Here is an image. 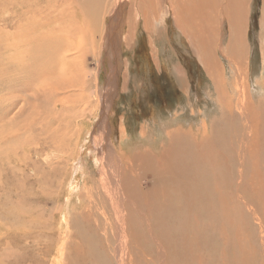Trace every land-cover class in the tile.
<instances>
[{
  "label": "rangeland",
  "instance_id": "rangeland-1",
  "mask_svg": "<svg viewBox=\"0 0 264 264\" xmlns=\"http://www.w3.org/2000/svg\"><path fill=\"white\" fill-rule=\"evenodd\" d=\"M246 1L248 3L246 2L244 40L242 39L245 45L243 72L237 71L239 73L237 74L233 58L229 61L225 58L229 57L227 49L229 27L226 23L223 2H220L216 8L218 19L215 17L217 22L212 26V40L215 41L216 47L212 42L210 43V56L214 62L220 64L218 66L227 83L226 90H230L228 85L233 82L234 74L237 83H244L246 91L241 89L243 90L241 94H245L246 104L244 102L243 105H246V112L249 111L248 116L243 115V111L241 112L238 108L231 110V114L223 108L227 104L223 98L216 96L220 93L218 83L212 81L204 69L202 63L204 52L197 49L196 41L194 43L189 41L177 28L173 15L170 13L172 10L167 6L163 19L157 20L159 24L157 25L154 21L153 31L155 32L152 31L150 36L144 28L145 21L139 18L132 45L129 42V45L124 44L121 40L122 47L118 59L109 60V62L105 55H102L98 64L88 62L87 68L97 73L95 87L99 90L97 100L100 104L94 116L91 117L88 113L89 115L83 118V115L78 113L77 116L82 118L74 119L73 115L64 113L59 117H54V119L58 118V123L45 126L37 121L39 116L31 114L29 108L15 125H9L10 117L6 118V109L13 107L12 104H15L18 109V105L22 102L20 92L23 88L25 89V83L30 77L15 72V84L10 83L13 78H10L5 69L7 39L10 35L18 33V24L23 21L19 7L24 0H0V264H100L97 262L98 255L94 259L90 258L93 255L92 249L95 244L99 255L102 258L108 256L109 264H115L117 235L112 231L109 239L113 243L109 242V248L106 249L107 245L104 246L101 233L96 229L94 231L92 225L94 223L88 221L87 215L81 216L80 214L83 206L87 208L92 204L90 193L94 188L93 184L97 178L99 166L97 160L95 161L97 155L94 154L95 142L93 141L99 138L100 127L104 130V126L101 125L109 127L108 143L112 150L116 151V155L120 159L126 157L133 160L137 153L145 150H150L155 157L162 155L170 146V138L173 135L181 139L189 133L192 136L189 141L193 142L192 146L194 142L202 141L203 143L206 138L215 133L218 134L219 132L216 131H219L217 130L219 126H224V122L228 123L229 127L225 125L226 136L222 143L225 145L227 143L228 152L230 146L233 150L230 155L234 159L229 158L235 164L234 175L240 170H243L244 175H249L239 176V172L238 175H233L232 183L228 186L230 189L224 192L232 193L233 198L243 197L247 203L251 198L254 201V213L250 211L251 206L249 208L247 207L249 205L245 207L238 204L241 202L237 203V198L232 202V204L236 203L233 204L236 224L230 223L228 227L230 230L233 226L231 230L234 249L231 250V264H247L249 258L246 256V260L243 259V254H246L243 252L245 250L248 255L251 251L250 256H256L259 259L258 262L251 260L248 264H264V170L262 169L264 168V0ZM211 14L215 15L213 12ZM123 29L122 38L127 33L126 27ZM28 59L25 58V60ZM10 65H8V70H10ZM112 67L118 70L117 80L113 82L109 91L103 94L104 104L102 106L101 92H105L104 84ZM70 91L76 93L78 89ZM239 91L238 88L235 94L230 91L229 94L233 95V100L236 98L234 101L241 108L239 103L243 99L238 98ZM68 94L70 93L56 91L55 98L53 95L52 98L57 99V103H61L60 99L69 101L67 100ZM31 109L38 115L48 116L49 106L48 110H43L34 107L33 103ZM57 111L60 112V108ZM255 113L257 114L255 118L259 119H256L257 126L249 125L251 123L249 118L253 119ZM66 121H71V123L66 124ZM122 125L124 126L123 132L120 131ZM25 128H28V132H25ZM179 128L184 135L180 133ZM141 129L144 131L141 132ZM226 129H229V132ZM76 130H79L77 134ZM201 130L204 132V137L198 134L202 132ZM215 141L216 139L213 141L214 145L210 143L213 150L207 151L209 156L224 157L227 161L228 152L226 149L218 150L219 139ZM56 146H69V152L58 153ZM27 147L30 156L24 157V150ZM183 150L176 149L175 155L182 156L180 152L183 153ZM216 151H218L217 154H215ZM69 155L74 158H70ZM79 158L83 162V168L80 169L82 171L77 170L73 174L71 168L76 167ZM213 158L211 169L215 171L217 163L219 167L222 166L219 158H216V164ZM60 161L63 162L57 167ZM187 167L189 172L194 170L193 163L188 164ZM84 173L85 177L81 175ZM208 175L201 183L210 179ZM123 177L127 178V175L124 174ZM245 178L250 179L251 183L259 188L251 189L245 184ZM261 181L263 182L260 184ZM235 184H241V187ZM85 187H90L91 191L86 193L85 191L88 190ZM96 190L94 192L99 193L98 189ZM95 193L93 202L96 200ZM207 201L209 213L216 216L217 206H219L216 197L212 200L207 199ZM222 201L221 207L223 208L226 201ZM244 210L250 211L246 217L243 215L248 212ZM243 217H245L246 224L242 220ZM96 220V225L105 227L101 216H98ZM156 226L157 224L154 226L157 229ZM88 229L94 238L90 237ZM196 231L197 229L193 233ZM97 239L101 241L100 244L97 243ZM169 240L166 235V242ZM145 243L140 242L139 244ZM152 243L146 248L150 249ZM165 246L166 256L168 255L169 260H172L174 256L172 250L167 243ZM201 249L195 247L196 252ZM255 249L257 254L252 252ZM216 252L214 254L203 253L195 262L207 264L205 260L207 259L213 264H216V260L217 264H221L224 258L215 257V260ZM131 253L134 255V264H144V258H147L150 264H160L153 254L138 257L134 248H131ZM192 255L190 254L191 257Z\"/></svg>",
  "mask_w": 264,
  "mask_h": 264
},
{
  "label": "bare ground",
  "instance_id": "bare-ground-1",
  "mask_svg": "<svg viewBox=\"0 0 264 264\" xmlns=\"http://www.w3.org/2000/svg\"><path fill=\"white\" fill-rule=\"evenodd\" d=\"M218 2L219 0H24L19 7L23 21L18 24V33L10 35L7 39L5 69L8 71L7 74L10 75V78H13L10 83L13 82L15 84V72L27 75L30 78L26 81V86L23 84L25 89L23 88L20 92L22 94L20 97L22 102L20 104L22 105L20 106L19 104L17 109V106L12 104L13 107L6 109V118L10 117L9 125L17 124V121L28 110L27 108H29L31 114L39 116L37 121L45 126L58 123V118L54 119V117H59L64 113L73 115L74 119L82 118L77 116L78 113L82 114L83 118L88 113L91 117L94 116L98 109V104H100L99 100H97L99 90L95 87L97 73L87 68L88 62L98 64L102 55H105L108 61L118 59L119 51L122 47L120 45L121 40H123L124 44L129 42L132 45L133 34L137 29L139 18L141 17L145 21L144 28L150 36L155 25L154 21L159 24L157 20L163 19L167 6L172 10L170 13L173 15L177 28L189 41L193 43L196 41L197 49H201L204 52L202 58L204 69L211 80L218 83L220 93L216 94V96L223 98L227 104L223 108L229 111L230 114L234 108H238L241 112L243 111V115L248 116L249 111L246 112V105H243L244 102L246 104V100H244L245 94H241L245 90L244 83H237L234 74L233 82L228 85L230 90H226L227 83L222 75V70L218 66L219 63L214 62L210 56V43L212 42L213 46L216 47L215 41L212 40V26L217 22L215 19V17L217 18L216 8L220 2H223L226 23L229 27L227 45L229 57L225 58L228 61L233 58L236 72H243L245 45L242 39L247 1L221 0ZM127 8L128 12H126ZM211 12L215 13V15H212ZM123 27H126L127 33L122 38ZM225 52H227L226 49ZM222 53L224 54V50H222ZM25 58L29 59L25 60ZM9 64H11L10 70H8ZM117 72L118 70L112 67L110 74L107 75V80L104 84L105 92H101L102 106L104 104L102 101L103 94L109 91L113 82L117 80ZM238 72L237 74H239ZM75 88L78 89V92L70 91ZM238 88L240 89L237 93V95L240 94L238 98L243 99L241 102L239 100L240 103L238 102L242 109L234 101L236 98L233 100V95L229 94V91L235 94ZM56 91L70 93L67 95V100L69 101L60 99L61 103H57L58 100L52 98ZM33 103L34 107L42 108L43 110H48L49 106L48 116L45 117L43 114L38 115L33 112L31 109V104ZM58 108H60V112L57 111ZM255 117H257L256 113L253 114V119L249 118L251 121L249 125L257 126L256 119L258 118ZM69 123L71 121H66V124ZM225 125L229 127V124L224 122L223 127L219 126L220 128H216L219 130L216 131L219 132L218 134L215 133L211 137L207 136L208 138L203 143L200 140V143L194 142V146H192L193 142H189L192 137L191 134H185L188 139L179 128L180 133L184 136L181 139L176 138L174 135L171 136L170 146L162 155L155 157L150 150H145L137 153L133 160H129L126 157L120 159L116 155V151H113L108 143L109 127L108 125H101L104 126V130L100 127V136L93 141L95 142V144L93 143L94 154L97 155L95 161L97 160L99 165L97 178L94 180L92 191L89 190L90 187H85L88 190L85 191L86 193L91 191V200L94 205L92 206L91 204L87 208L82 205L83 209L80 214L81 216L87 215L89 217L88 221L94 223L92 224L94 231L96 229L101 233V238L104 239L103 244L104 246L107 245L106 249L109 248V242H111L109 238H111L112 233L114 232L117 235L118 246L115 264H134V255L131 253V248H134L138 257L145 256V254L155 255L154 258L160 264H199V262L195 261L200 255L202 256L203 253L214 254L216 251L215 260V257H220L224 258L221 264H231V250L234 249L231 230L233 226L230 230L228 227L230 223L236 224L233 207V204L236 203L232 204V202L237 198V203L241 202L238 204L245 207L249 205L247 206L249 208L251 206L252 209L250 211L254 213V201L251 198L249 203H247L243 197L235 196L233 198L232 193L224 192H228L230 189L228 186L232 183L231 180L233 179L234 171H236L234 170V161L229 158H233L230 155L233 150L230 149V146L228 152L227 143L226 145L222 143L226 136ZM9 127L11 128V126ZM58 127L60 128V125ZM27 130L28 128H25V132H28ZM79 130H76V134ZM123 130L124 126L122 125L120 131L123 132ZM226 130L229 132V129ZM57 131H59L58 128ZM143 131L144 129H141V132ZM203 133L202 131L198 134H202L204 137ZM215 139L216 141L219 139L218 150L226 149L228 158L225 161L224 157H218L222 166L219 167L216 161L217 157H214V163L217 164L215 171H213L211 169L213 157H210L207 151L213 150L211 146L214 145L213 141ZM68 147L56 146V149L58 153L66 154L69 152ZM176 149H184L183 153L180 152L182 156L175 155ZM28 156H30V151L27 147L24 150V157ZM69 157L74 158V156L70 155ZM62 162L60 161L57 167ZM189 162L194 165V170L190 172L187 165H192V163L190 164ZM34 166L36 167V164ZM82 168L83 162L79 158L76 167L71 169L73 174H75L77 170ZM262 169L264 170V168ZM238 172L239 176L248 175H244L243 170ZM237 173L235 175H238ZM124 174L127 175V178L123 177ZM81 175L85 177V173ZM207 175L210 179L207 178L209 179L207 182L201 183ZM245 184L253 190L259 188L256 184L251 183L248 178H245ZM235 185L241 187V184ZM96 189L99 191L97 194L94 192ZM94 193L96 194V200L93 202ZM227 195L229 196L227 197ZM215 197L219 204L216 216L209 213V206L206 203L208 202L207 199L212 200ZM222 200L226 201H224L225 205L223 208L221 207L223 205ZM250 211L243 216H248ZM96 212L98 216L104 219L105 227L96 225V219L98 218ZM38 214L40 215L41 212H38ZM245 217L242 218L244 223ZM156 224L157 229L154 227ZM195 229L197 231L193 233ZM89 233L90 237L94 238L88 229ZM166 235L170 239L167 242ZM98 242L99 239H97ZM140 242L146 243L139 244ZM100 243L101 241L98 244ZM151 243L152 247L147 249V245ZM166 243L170 246L172 255H174H171V261L168 255L166 256ZM194 246L202 249L196 252ZM87 250H90V248H87ZM92 252L93 255L90 258L94 259L98 255V263L109 264L110 259L108 256L102 258L99 255L96 244L93 246ZM108 252H111V250ZM243 252L246 253L245 255L243 254V259L246 260V256L249 258L248 263L251 260L258 262L259 259L256 256H250L251 251H249L250 255H248L246 250ZM252 252L257 254L256 249ZM192 253L195 254L192 255ZM144 259V264H150L147 258ZM205 260L207 264H213L209 260Z\"/></svg>",
  "mask_w": 264,
  "mask_h": 264
}]
</instances>
